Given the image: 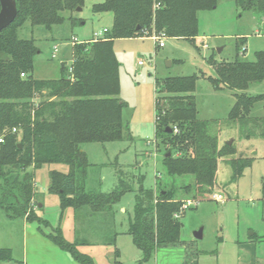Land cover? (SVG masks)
I'll use <instances>...</instances> for the list:
<instances>
[{
	"label": "trees",
	"instance_id": "16d2710c",
	"mask_svg": "<svg viewBox=\"0 0 264 264\" xmlns=\"http://www.w3.org/2000/svg\"><path fill=\"white\" fill-rule=\"evenodd\" d=\"M85 1L16 0L17 16L0 34V136H4L0 144V208L8 217L49 224L35 212L39 203L36 173L45 164L62 163L68 171L51 170L48 184V193L58 196L62 213L72 208L75 222L81 225L95 219L100 224L112 220L115 205L131 187L123 179L111 192L89 187L92 164L83 145L125 137V102L119 97L120 62L114 40L164 33L195 43L200 33L199 12L218 4V0H97L93 11L112 12L114 17L104 39L73 41L72 62L61 63L59 78H35L36 56L41 49L34 37L23 35L24 31L34 27L53 31L68 18L74 25L77 19L73 12ZM235 2L242 11L259 15L264 24V0ZM245 51L238 50L232 61L209 57L215 75L207 76L215 89L236 91L228 120L242 125L252 118L254 105L264 101V93L248 91L264 82V49L255 52L254 60L246 58ZM197 79L191 75L158 81L155 139L167 148L163 166L169 179L160 176L151 188L139 180L128 228L142 251L138 264L147 262L160 248L182 242V205L212 194L218 185L220 158H227L234 181L251 165L249 159L233 157V145H220L211 121L198 118L193 94ZM251 120L264 136V116ZM179 179L185 181L179 183ZM44 235L77 262L95 264L91 255L78 249L87 240L69 242L60 228ZM115 254L120 257L117 248ZM12 258L10 248L0 247V261ZM17 264L27 263L18 260Z\"/></svg>",
	"mask_w": 264,
	"mask_h": 264
},
{
	"label": "rangeland",
	"instance_id": "374dc122",
	"mask_svg": "<svg viewBox=\"0 0 264 264\" xmlns=\"http://www.w3.org/2000/svg\"><path fill=\"white\" fill-rule=\"evenodd\" d=\"M96 1L86 0L81 10L73 12L77 19L74 25L68 18L53 31L43 27L24 31L23 35L34 37L41 49L36 56L35 78H59L61 63L72 62L74 38L90 41L96 38V32L112 27L113 13L94 12L92 6ZM70 15L66 13L67 17ZM199 28L195 43L185 38L165 37L164 46H159L153 35L160 33L114 40V51L120 62L119 97L125 102L122 112L127 126L125 137L120 141L83 145L92 164L89 187L115 191L120 179L131 187L115 205L112 220L100 224L95 219L81 225L72 217V208L62 213L57 195L50 194L45 200L49 172L68 171L66 164H45L36 173L39 203L35 212L49 224L22 216L11 218L0 208V247L10 248L13 253L12 259L0 264H17L24 257L29 264L35 263L39 250L30 241L32 232H38L55 246L44 234L54 233L57 228L69 242L87 240L78 249L91 255L95 264H116L117 260L118 264H138L142 251L134 244L128 228L134 215L139 180L151 188L155 187L158 177L169 179L163 166L167 148L155 139L158 81L191 75L198 76L193 92L198 118L211 121L220 145L232 140L233 157L249 159L251 165L234 181L227 158H220L217 187L211 195L195 200L199 202L187 208L181 217L182 242L160 248L144 264H251L257 256H264V136L251 120L264 116V101L254 105L248 124H233L228 116L236 102V91L217 90L207 78L215 75L208 61L211 56L217 61H232L238 50L242 53L246 48L244 56L254 60L255 52L264 49V24L256 13L242 11L235 0H218L216 8L199 12ZM54 45L59 46L56 53ZM248 91L264 93V82L254 84ZM184 181L179 179V183ZM219 195L222 201L216 199ZM200 228L203 236L196 238L195 232ZM116 248L120 251L118 258Z\"/></svg>",
	"mask_w": 264,
	"mask_h": 264
},
{
	"label": "crops",
	"instance_id": "0c3cea01",
	"mask_svg": "<svg viewBox=\"0 0 264 264\" xmlns=\"http://www.w3.org/2000/svg\"><path fill=\"white\" fill-rule=\"evenodd\" d=\"M46 186L47 194L44 197L45 200L50 196V193H48V185ZM43 204L44 203H40L39 205L42 206ZM71 213L73 214V211ZM72 217L74 218V215H72ZM32 234L34 236L32 235L33 238L30 241L32 245H34L36 249L39 250V252H37L39 259L36 258V262L32 264H77V261L74 260L69 253L61 250L56 245L52 246L53 244H50V242H48V240L41 234L36 231L34 233L32 232ZM24 258V261L29 264V261H27L26 257ZM251 264H264V256H257L254 260H252Z\"/></svg>",
	"mask_w": 264,
	"mask_h": 264
},
{
	"label": "water",
	"instance_id": "95a60500",
	"mask_svg": "<svg viewBox=\"0 0 264 264\" xmlns=\"http://www.w3.org/2000/svg\"><path fill=\"white\" fill-rule=\"evenodd\" d=\"M1 9H0V34L7 28L16 18L18 13V7L16 0H0ZM77 10H81V7H78ZM167 131L171 132L172 128H167ZM232 143V140L228 142ZM170 155V153H168ZM203 228H200L195 232L196 238H202Z\"/></svg>",
	"mask_w": 264,
	"mask_h": 264
},
{
	"label": "built area",
	"instance_id": "2783aa9c",
	"mask_svg": "<svg viewBox=\"0 0 264 264\" xmlns=\"http://www.w3.org/2000/svg\"><path fill=\"white\" fill-rule=\"evenodd\" d=\"M108 28H104L102 31L96 32V38H94L93 40H99V39H104V34L107 32ZM153 37L156 39V41H158L159 46H164V41L163 38L167 37L164 33H160L159 35H153ZM74 42H81L78 41L77 38H74ZM205 47H207V44L205 45ZM59 50V46L58 45H54V51L55 53L58 52ZM140 64H143V61L139 62ZM24 75V73L22 74ZM4 141V136H0V144ZM216 199H218L219 201H222L221 196H216ZM199 201H195V200H186L184 201V204L182 205L181 210L185 211L187 208L191 207L194 204H197ZM178 216V215H177Z\"/></svg>",
	"mask_w": 264,
	"mask_h": 264
}]
</instances>
